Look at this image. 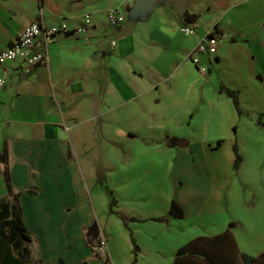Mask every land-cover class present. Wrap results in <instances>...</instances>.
Instances as JSON below:
<instances>
[{"label": "crops", "instance_id": "0c3cea01", "mask_svg": "<svg viewBox=\"0 0 264 264\" xmlns=\"http://www.w3.org/2000/svg\"><path fill=\"white\" fill-rule=\"evenodd\" d=\"M24 1L0 0V49L12 44L36 19L49 26L64 21L75 26L82 24L85 14L91 17L86 33L57 34L49 43L47 62L29 75L22 72L19 61L0 65V75L5 76L0 94V154L4 146L8 153L6 163L0 160V198L8 193L7 166L24 222L33 234L29 246H35L37 253L30 247L34 257L41 264H174L180 247L226 230L233 236L235 252L264 253V125L251 117L255 113L263 120L264 115V0H154L147 15L132 17L135 0H119L101 7L103 21L81 0H34L29 11L22 7ZM67 6L68 20L63 14ZM111 8L124 11L123 23H107ZM184 27L195 32L186 34ZM213 29L222 39L217 55L196 54L197 69L191 54ZM220 84L238 91L241 115L230 98L219 92ZM212 85L216 96L228 98L252 136L250 149H243L235 139L242 156L239 166L233 168L231 149L226 164L203 165L192 176L171 183L163 209L136 210L137 221L129 222L130 230L117 219L119 226L108 230L109 219L115 215L102 221L98 217L90 188L97 175L94 166L78 154L84 151L78 147L79 127L88 123L97 129L117 126L118 134L133 136L134 130L123 124L127 111L136 114L150 101L159 105L150 110L152 114L173 118L185 97L191 100L185 120L192 124L208 102ZM82 103L94 108L84 117L72 111ZM239 125L232 126L235 134ZM209 144H214L207 143L212 149ZM180 145L187 146L188 140ZM157 183L156 178L146 183L150 190L154 186L155 194L159 193ZM172 199L182 206V218L169 214ZM221 200H228L227 206L240 201L242 206L219 227L185 233L188 229L179 225L189 216L215 215ZM152 217H166L168 222L152 221ZM93 223L96 233L88 241L86 232ZM100 232L108 240L107 257L95 254ZM130 233L137 245L136 256ZM189 255L182 264L196 260L203 264L202 253L192 250Z\"/></svg>", "mask_w": 264, "mask_h": 264}, {"label": "rangeland", "instance_id": "374dc122", "mask_svg": "<svg viewBox=\"0 0 264 264\" xmlns=\"http://www.w3.org/2000/svg\"><path fill=\"white\" fill-rule=\"evenodd\" d=\"M118 1L81 0V3L87 9L96 11L94 17L97 15L103 21L105 20V11L101 12V7L112 6ZM33 6L34 0H25L22 4L26 11L32 9ZM69 9L70 6H67L63 13L67 20L70 17ZM132 15L130 11L129 17ZM191 60L193 61L192 58ZM215 93L217 92L212 85L208 102L200 107L197 120L192 124L185 120L184 111L187 103L191 101L189 97H185V101L178 104L179 110H181L173 118L162 117L158 113L152 114L150 110L158 109L159 105L150 101H145L140 106L141 111L136 114L129 115L127 111L123 124L126 128L134 130L133 136L118 134L117 126L108 130L106 128L97 129V126L88 127L90 123L79 127L78 147L84 151L78 154L84 157L85 162L94 166L93 170L97 175V180L90 188L98 217L102 221L106 216L115 215L112 220L109 219L108 230L119 226L115 219L120 220L122 226L130 230L129 222L137 221L134 216L136 210L150 207L157 211L163 209L167 195L166 190L170 191L171 183L178 178L185 179L192 176L195 170L212 162L226 164L230 159L231 144L236 138L243 149L251 148L253 145L252 136L247 133V127L234 113L231 102H227L228 98L227 100L219 98ZM92 110H94L93 107L89 108L88 104L82 103L76 105L72 111L78 112L79 116L84 117ZM110 118L117 121L116 116ZM237 122L240 124L239 131L235 134L232 126H237ZM165 128L169 129L170 135H165L167 134ZM109 131L111 133L106 134ZM172 137L178 139L177 144L170 145ZM179 139H187L188 145L181 146L178 144ZM218 139L223 140L219 149L212 150L207 146L209 142L215 144ZM153 178L158 179L159 193L157 194L154 193V186L150 190L146 184ZM108 191L110 192L108 193ZM238 192L240 193V190ZM111 199L114 200V203L110 205ZM227 202L228 200H221L219 210L213 216L201 219L189 216L179 225L188 229L185 233L203 228L219 227L230 214H234L242 206L240 201H237V204L233 206H227ZM110 209L114 212L111 213ZM120 216L126 217V224ZM131 217L136 220H130ZM175 228L178 229L177 226ZM130 235L134 239L132 233ZM177 235L178 233L174 231L175 238ZM31 246L32 250L37 253L35 246L33 244Z\"/></svg>", "mask_w": 264, "mask_h": 264}, {"label": "trees", "instance_id": "16d2710c", "mask_svg": "<svg viewBox=\"0 0 264 264\" xmlns=\"http://www.w3.org/2000/svg\"><path fill=\"white\" fill-rule=\"evenodd\" d=\"M187 18H190L189 16ZM219 92L224 93L230 98L236 113L242 114L240 107L239 95L237 90L230 89L223 84L219 85ZM256 115L259 123L264 125V115ZM234 131L236 127H233ZM179 144H187L186 139H179ZM223 140L218 139L214 145H210L212 149L218 148L222 145ZM234 153L233 168H237L242 160L239 152V147L234 140L232 144ZM8 153L7 147L4 146L0 154V160L4 163L7 162ZM4 179L8 189L6 196L0 198V264H41L39 258L34 257L30 249L29 243L33 240V234L28 230L22 215L21 206L19 203L18 192L13 189L10 177L8 175V167L4 170ZM110 191H108L109 193ZM114 203L111 199L110 205ZM111 213L114 211L111 210ZM169 214L182 218L184 216L182 206L174 199L170 201ZM126 224V217L120 216ZM130 220H136L131 217ZM150 220L158 222H168L166 217H152ZM96 224L93 223L86 232V239L89 241L90 235H95ZM134 244V252L136 256L137 245L132 238ZM199 248H192V247ZM235 243L233 236L229 230L212 237H197L191 240L186 245L180 247L177 251L174 264H182V259L185 257L190 258V253L199 252L203 254V264H262L264 260V253L258 256H252L244 252L234 251ZM231 249V251H230ZM189 255V256H188ZM102 257V255H99ZM135 258V257H134ZM195 264H199L196 260Z\"/></svg>", "mask_w": 264, "mask_h": 264}, {"label": "built area", "instance_id": "2783aa9c", "mask_svg": "<svg viewBox=\"0 0 264 264\" xmlns=\"http://www.w3.org/2000/svg\"><path fill=\"white\" fill-rule=\"evenodd\" d=\"M106 19L109 25H119L125 21V13L120 8H111L106 14ZM90 24L91 17L88 14L84 15L82 24L75 26H69L65 21L49 26L40 19H36L24 27L12 44L0 49V65L19 61L22 72L29 75L35 67L47 62L49 43L54 40L57 34L61 32L84 34L88 31ZM183 31L186 34L195 32L192 27H184ZM221 42V36L216 29L209 31L194 48L193 54H191L193 62H199L196 54H209L212 58L216 57ZM4 86L5 76L0 75V94ZM108 250V240L100 232L95 244V254L107 257Z\"/></svg>", "mask_w": 264, "mask_h": 264}, {"label": "water", "instance_id": "95a60500", "mask_svg": "<svg viewBox=\"0 0 264 264\" xmlns=\"http://www.w3.org/2000/svg\"><path fill=\"white\" fill-rule=\"evenodd\" d=\"M153 1L154 0H135V4L131 8V14L134 15L136 13V15H139V14L147 15L152 7ZM263 30H264V25H263ZM251 117L253 119H256L255 113L252 114ZM177 140L178 139L176 137H172L170 139V145L177 144Z\"/></svg>", "mask_w": 264, "mask_h": 264}]
</instances>
